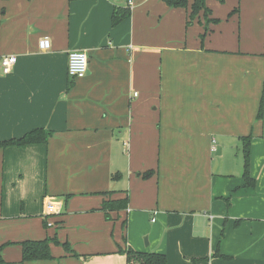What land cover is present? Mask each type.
I'll use <instances>...</instances> for the list:
<instances>
[{
	"label": "crops",
	"instance_id": "obj_1",
	"mask_svg": "<svg viewBox=\"0 0 264 264\" xmlns=\"http://www.w3.org/2000/svg\"><path fill=\"white\" fill-rule=\"evenodd\" d=\"M207 6L220 23L203 38L163 0H0V59H18L0 64V142L51 134L0 148L5 264H126L128 248L264 264V0ZM118 7L132 15L114 27ZM72 51L88 55L85 78L68 75ZM126 197L107 220L104 202ZM47 238L53 258L23 262L20 243Z\"/></svg>",
	"mask_w": 264,
	"mask_h": 264
},
{
	"label": "trees",
	"instance_id": "obj_2",
	"mask_svg": "<svg viewBox=\"0 0 264 264\" xmlns=\"http://www.w3.org/2000/svg\"><path fill=\"white\" fill-rule=\"evenodd\" d=\"M169 7L175 9H186L188 11V17L186 21L187 27H190L194 21L198 20L204 26L203 38L209 32L210 25H216L220 23V20L213 18L212 10L207 6L208 0H163ZM220 3H224L225 0H216ZM239 9L236 8L231 16L237 14ZM132 15L129 8H115L112 15V25L117 27L123 21L130 18ZM264 56V54H263ZM76 80V79H73ZM264 112V99L261 100L260 109L258 113V118L261 119ZM50 132L44 130H34L20 139H13L9 141L0 142V148H6L8 146H17L20 148H25L32 144L47 143ZM244 141L243 152H244V179L245 188H254L256 186V181L251 177V137L242 138ZM153 175L152 171L144 174L145 178ZM113 192H107L106 194H112ZM129 205V198L126 197L121 200H107L104 202L102 210L106 214L107 220H111V213L120 212L126 210ZM125 227V224H124ZM59 244L57 239H44L39 241H24L20 243L22 247V260L23 262H34L41 260H50L53 258L51 254V242ZM9 245V244H6ZM6 245L0 246V264H5L2 257V251ZM67 251H70V246L68 243L63 245ZM120 253L126 256V264H168L167 256L159 252H139L132 248L126 250H120ZM74 254V253H73ZM77 256V254H74Z\"/></svg>",
	"mask_w": 264,
	"mask_h": 264
},
{
	"label": "built area",
	"instance_id": "obj_3",
	"mask_svg": "<svg viewBox=\"0 0 264 264\" xmlns=\"http://www.w3.org/2000/svg\"><path fill=\"white\" fill-rule=\"evenodd\" d=\"M39 47L42 51H48L51 47L49 38H43L39 42ZM17 57L15 55L5 56L0 59V64L4 74H10L17 63ZM89 71V58L87 53L83 51H72L69 54L68 59V75L71 79L85 78ZM137 95V94H136ZM212 151H216L215 145L212 147Z\"/></svg>",
	"mask_w": 264,
	"mask_h": 264
},
{
	"label": "water",
	"instance_id": "obj_4",
	"mask_svg": "<svg viewBox=\"0 0 264 264\" xmlns=\"http://www.w3.org/2000/svg\"><path fill=\"white\" fill-rule=\"evenodd\" d=\"M145 241L147 242V244H148V241H147V239H145Z\"/></svg>",
	"mask_w": 264,
	"mask_h": 264
}]
</instances>
